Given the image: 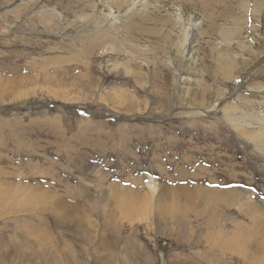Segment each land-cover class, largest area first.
<instances>
[{"label": "rangeland", "instance_id": "obj_1", "mask_svg": "<svg viewBox=\"0 0 264 264\" xmlns=\"http://www.w3.org/2000/svg\"><path fill=\"white\" fill-rule=\"evenodd\" d=\"M0 264H264V0H0Z\"/></svg>", "mask_w": 264, "mask_h": 264}, {"label": "bare ground", "instance_id": "obj_2", "mask_svg": "<svg viewBox=\"0 0 264 264\" xmlns=\"http://www.w3.org/2000/svg\"><path fill=\"white\" fill-rule=\"evenodd\" d=\"M191 24V23H190ZM194 27V26H193ZM144 32V31H143ZM189 32V31H188ZM195 32V31H194ZM229 33V32H228ZM190 35H192V38H193V32L191 31L190 32ZM190 35H188V36H190ZM191 37H189L188 39H190ZM190 40H192V39H190ZM230 62H232V61H230V60H227V62H225V64H228V63H230ZM246 118L243 116L242 118H239V119H236V120H238V121H242V120H245ZM71 214V213H70ZM69 215V214H68ZM65 216V215H64ZM71 216H72V214H71ZM70 216V217H71ZM68 217V216H67ZM69 217V218H70ZM64 219V218H63ZM62 220V219H61ZM65 220V219H64ZM69 220V219H68ZM71 221V220H70ZM58 222H60V221H58ZM65 222H67V221H65Z\"/></svg>", "mask_w": 264, "mask_h": 264}]
</instances>
